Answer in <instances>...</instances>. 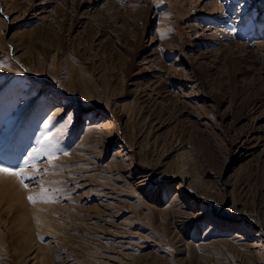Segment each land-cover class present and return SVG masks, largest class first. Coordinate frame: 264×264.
<instances>
[{
    "label": "rangeland",
    "instance_id": "1",
    "mask_svg": "<svg viewBox=\"0 0 264 264\" xmlns=\"http://www.w3.org/2000/svg\"><path fill=\"white\" fill-rule=\"evenodd\" d=\"M0 164V264H264V0H0Z\"/></svg>",
    "mask_w": 264,
    "mask_h": 264
},
{
    "label": "snow or ice",
    "instance_id": "2",
    "mask_svg": "<svg viewBox=\"0 0 264 264\" xmlns=\"http://www.w3.org/2000/svg\"><path fill=\"white\" fill-rule=\"evenodd\" d=\"M24 172L23 168H10L0 164V173H6L8 175L21 176ZM31 179V178H30ZM27 187V185H25ZM38 198L30 196L29 200L35 202Z\"/></svg>",
    "mask_w": 264,
    "mask_h": 264
},
{
    "label": "bare ground",
    "instance_id": "3",
    "mask_svg": "<svg viewBox=\"0 0 264 264\" xmlns=\"http://www.w3.org/2000/svg\"><path fill=\"white\" fill-rule=\"evenodd\" d=\"M214 6H216V4H213Z\"/></svg>",
    "mask_w": 264,
    "mask_h": 264
}]
</instances>
